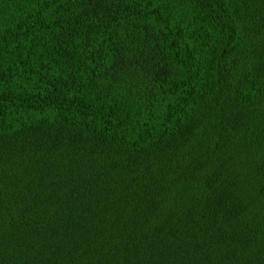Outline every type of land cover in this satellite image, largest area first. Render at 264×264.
Instances as JSON below:
<instances>
[{
  "label": "trees",
  "instance_id": "obj_1",
  "mask_svg": "<svg viewBox=\"0 0 264 264\" xmlns=\"http://www.w3.org/2000/svg\"><path fill=\"white\" fill-rule=\"evenodd\" d=\"M0 264H264V0H0Z\"/></svg>",
  "mask_w": 264,
  "mask_h": 264
}]
</instances>
